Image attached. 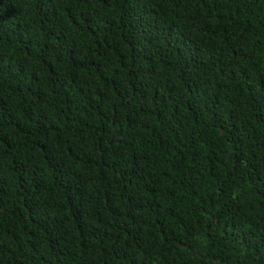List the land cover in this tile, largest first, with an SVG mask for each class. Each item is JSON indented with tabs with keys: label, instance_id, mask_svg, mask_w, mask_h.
I'll use <instances>...</instances> for the list:
<instances>
[{
	"label": "trees",
	"instance_id": "trees-1",
	"mask_svg": "<svg viewBox=\"0 0 264 264\" xmlns=\"http://www.w3.org/2000/svg\"><path fill=\"white\" fill-rule=\"evenodd\" d=\"M0 264H264V0H0Z\"/></svg>",
	"mask_w": 264,
	"mask_h": 264
},
{
	"label": "water",
	"instance_id": "water-1",
	"mask_svg": "<svg viewBox=\"0 0 264 264\" xmlns=\"http://www.w3.org/2000/svg\"><path fill=\"white\" fill-rule=\"evenodd\" d=\"M238 160V159H237Z\"/></svg>",
	"mask_w": 264,
	"mask_h": 264
}]
</instances>
